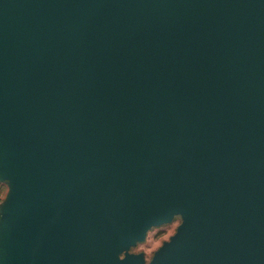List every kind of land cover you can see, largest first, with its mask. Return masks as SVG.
<instances>
[{"label":"water","instance_id":"1","mask_svg":"<svg viewBox=\"0 0 264 264\" xmlns=\"http://www.w3.org/2000/svg\"><path fill=\"white\" fill-rule=\"evenodd\" d=\"M0 155V264H264V0H0Z\"/></svg>","mask_w":264,"mask_h":264},{"label":"rangeland","instance_id":"2","mask_svg":"<svg viewBox=\"0 0 264 264\" xmlns=\"http://www.w3.org/2000/svg\"><path fill=\"white\" fill-rule=\"evenodd\" d=\"M182 221V217L176 215L170 222L152 226L146 232L143 239L137 240L136 243L130 247L129 252L143 253L146 263H149L164 242L169 241L176 233Z\"/></svg>","mask_w":264,"mask_h":264},{"label":"crops","instance_id":"3","mask_svg":"<svg viewBox=\"0 0 264 264\" xmlns=\"http://www.w3.org/2000/svg\"><path fill=\"white\" fill-rule=\"evenodd\" d=\"M1 157V155H0ZM12 184L5 178L4 171L0 164V239L2 237L3 220L5 219L6 202L12 193ZM2 253V247L0 242V254Z\"/></svg>","mask_w":264,"mask_h":264}]
</instances>
